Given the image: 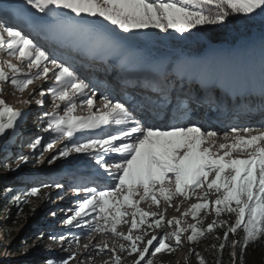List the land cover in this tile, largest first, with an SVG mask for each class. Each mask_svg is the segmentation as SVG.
I'll use <instances>...</instances> for the list:
<instances>
[{"label": "snow or ice", "instance_id": "6c2138e0", "mask_svg": "<svg viewBox=\"0 0 264 264\" xmlns=\"http://www.w3.org/2000/svg\"><path fill=\"white\" fill-rule=\"evenodd\" d=\"M233 14L259 16L264 20V0H0V52L14 57L28 69L26 72L11 61L0 62V82H10L13 88L23 92L35 79H48L51 73L56 84L49 91L64 104L63 115L57 111L45 113L48 118L46 131L50 130L55 136L44 150H51L56 139L66 138L68 141L48 163L67 158L72 153L86 154L98 168L103 169L100 176L106 174L116 181L113 186L103 190L88 185L75 187L74 191H84L89 195L78 203L72 210L73 214L64 221L70 226L87 223L89 231L107 232L113 238L128 242L127 248L124 244L115 245L112 249H108L107 243L102 247L96 246L98 255L104 254L106 249L109 254H114L118 248L121 252L127 251L129 256L136 255L133 264H153V260L147 257L176 251L182 245V236L186 231L181 227V220L175 217L166 220L165 212L144 211L138 205L151 199L153 204L159 206L162 197L171 207L176 195L190 199L198 188L204 190L201 197L203 202L192 204L182 214L187 216L190 212L191 218L197 221L189 225L190 231L186 237L189 243L197 242L205 233L215 235L217 228L224 229L222 237H217L223 242L211 247L218 246L221 250L227 245L243 248L250 242L264 238V131L250 127L232 128L233 143L220 144L219 148L224 150L223 155H220L212 150L218 135L216 131L195 124L161 128L151 122L154 117L148 111V104L142 105L145 111L137 113L136 99L114 102L110 97H102L104 111L97 107L99 114L94 113L91 111L96 107L94 85L80 79L73 65L65 66L64 61L57 63L56 58L50 59L49 54L34 42L33 34L84 33L93 41H103L105 45L115 47L98 28L105 21L123 33L136 37L140 34L137 30L149 28L162 32L174 29L183 34L198 29V26L223 25ZM3 92L4 88L0 84V137L6 136L9 129L15 132L19 122L27 115L8 105L3 99ZM34 92L41 97L45 95L43 89ZM77 95L84 97L83 103L90 110L87 117L72 114ZM33 98L30 95L27 103H31ZM36 103L43 104V100H37ZM161 103L170 106L167 96ZM54 107L59 109L60 104ZM102 125L118 127L108 131ZM85 129H100L102 134L75 137V133ZM254 131L256 134L248 135ZM223 138L228 140L229 134L225 133ZM42 140L43 137H36L30 142V148L35 152ZM249 149L251 151H247ZM237 150L247 151V158L233 157V152ZM110 153L118 154V159H108ZM19 159L22 164H27L31 157L22 155ZM212 173L214 178L209 180ZM42 186L63 187L59 183ZM210 191L217 194L214 201L209 200ZM30 194L39 196L40 188H32ZM135 196L140 199L135 200ZM125 206L134 211H123ZM88 209L98 210L92 223L84 219L89 215ZM110 209H114V214ZM201 210L205 211V215L214 212L217 218L206 228L201 226ZM222 213L228 214L230 220L219 219ZM128 215L132 217L128 233L117 231L121 218ZM148 217L151 223H147ZM146 223L148 229L171 226L174 231H161L159 236L151 235L145 241L149 232L141 229V226ZM137 229L142 234L134 236L133 231ZM239 232L243 233L242 237L229 239V234L239 235ZM173 238L175 243H169ZM52 239L64 241L66 238ZM73 239L78 244L79 237ZM68 243L70 245L72 241ZM83 247L87 250L89 246ZM74 256L75 253L71 258ZM196 256L199 264H206L199 253ZM48 264L53 262L49 261ZM60 264H68V260H61ZM114 264H121L120 256L114 257ZM217 264L222 262L218 261Z\"/></svg>", "mask_w": 264, "mask_h": 264}, {"label": "rangeland", "instance_id": "374dc122", "mask_svg": "<svg viewBox=\"0 0 264 264\" xmlns=\"http://www.w3.org/2000/svg\"><path fill=\"white\" fill-rule=\"evenodd\" d=\"M25 7L31 11L33 10L30 9V6L25 5ZM33 12H35V10ZM37 15L40 14L37 13ZM255 17L264 22L261 17ZM98 28L101 31L103 37L105 36L106 40L111 42H113V40L115 41V47H109L104 43L105 47L103 45L102 49L111 53L110 55H112V57L110 58L114 61H112L111 64L115 63L116 69L121 70L122 68L124 71H127V68H129L130 70L128 72L134 71L136 73V66L140 72H144V70L148 72L149 70L147 69L155 68L151 73V76H148V78L151 79H153V77L155 79L158 72L164 71V74L168 73V64L162 58L152 61L148 67H142L140 64L142 53L136 47H130V45L122 37H119L116 33L110 30L106 23L98 25ZM139 31L147 32V34L160 39H167L168 37L174 36L176 32L174 29H168L167 32H162L159 29L154 28ZM61 35L64 36L66 41H70L76 48L79 49L83 46V44L88 45L92 42V39L84 33H62ZM62 36L60 38H62ZM92 44L93 43L89 44V46ZM87 45L86 48L88 47ZM92 47L93 46L88 49H92ZM130 54H133V56L126 57ZM124 57L126 58L123 60L122 58ZM120 59L123 60L121 63H124L122 64L121 68L118 66L121 64H118ZM6 61H11L12 63L18 64L20 67L24 68V71H28V69L23 64H21L20 61L16 60L14 57L8 56L6 53L0 52V62ZM123 65H126L127 68L123 67ZM180 66L185 69L183 72L185 77L200 82L204 88L209 82L212 84L213 88H219L223 93L224 97H222V99L224 100L226 97H231L232 99H236L239 96L243 97L244 94L249 93L252 90H261L264 92V84L255 83V79L248 74H246L248 76H245V73L247 72H245L246 70H244V67H232L230 64V57L228 56L224 57L223 61L218 65L214 72L211 67H190L186 63L177 62L174 64V74H176L175 71L178 67L179 71L182 70ZM230 67L233 69L232 73H230ZM202 71L210 72L215 75L211 76L210 74L204 73ZM117 75H119V73ZM49 79V84L43 89L45 95L43 97L34 95L35 98H33L32 102L29 103L32 104V106L29 111H27V115L24 117V119L19 122L20 128L18 127L15 132L9 129L7 130L8 134L6 136L0 137V198L4 194L5 190H9L14 187L28 188L36 186L40 188L41 192V198L32 201L33 209L31 211V216L25 223H14L15 218H13V213L9 209L5 210L3 214L0 212V264H47L48 260H56L59 263L61 260H68V264H105V262H108V264H114L115 256H120L121 264H133L137 258L135 254L129 256L127 251L121 252L118 248L114 254L108 253V249H112L115 245L124 244L127 248V241L113 238V236L107 232L89 231L87 223L81 226H76L74 223L70 226L64 222L73 214L71 207L77 205L76 200H78L77 198L79 194H81L80 192L73 191L74 187L84 186V184H87L80 183V180L83 176H93L96 174L99 175L102 173V171H96L99 169L98 167H91V165L97 166L91 157H83L82 154L77 153H72L67 158L62 157L52 164L48 163V160L68 142L67 139L63 141V138H60L61 140L56 139L51 150H44L46 149L47 143L52 140L53 136H55V134L51 133L50 130L46 131L48 118L45 116V113H47V106L45 104L52 99L49 89L55 86L54 84L50 83L51 80L55 82L54 79H52V77ZM80 79H84V77ZM37 80L38 79H35L34 82ZM0 84H2L4 88L3 99L8 104H12V101L17 99V95H19L20 91L13 88L10 82H0ZM29 86L27 88H29ZM155 88L164 90L160 86H155ZM238 89V92L229 94L233 93L235 90L237 91ZM242 89L243 91H240ZM166 93L170 94V91ZM205 95V93L201 94L202 97L207 99V105L204 108L206 110H210V112L213 109L212 105L219 107L224 104L222 102L216 103L212 101V99H210L207 95ZM262 95L263 94L260 96ZM41 98H43L45 103L42 107H39V104H37L36 101L40 100ZM74 99L76 103L78 100L76 97ZM55 104H60V108L55 109ZM54 105H52L53 112L57 111L59 115H63L64 104L61 103L56 97L54 100ZM239 106L245 107L243 104ZM38 109H41V112L43 113L42 116H36ZM75 109L72 114L76 117H87L89 115V113L82 114L75 112ZM30 114L33 116L35 114L34 118L31 120L30 118L28 119ZM21 123H23L22 127ZM87 136L92 135H75L77 138H83ZM36 137H43V140L41 145L38 146L34 152L29 145L30 142ZM240 151L241 150H237V152ZM22 155L30 156V162L27 164H22L19 159V157ZM220 155L223 154L221 153ZM4 165H7V167ZM17 165H19V167H17ZM212 178H214V173L209 175V180ZM90 182L95 183L94 181ZM104 182H110V178L107 177V180ZM56 183L61 184L63 187L58 189L55 186H42L44 184L55 185ZM171 187L174 190V185ZM70 188L72 191L69 193ZM203 191V189H196L195 198L186 199V203L183 205H180V201L181 198L185 197L179 195H176L173 198L171 201V207H169L168 203L165 202L162 197L160 198L161 202L159 206L153 204L151 199H146L138 205L144 211L165 212L166 220L172 219L173 217L178 218L181 220V227L186 229L182 236L183 243L176 251L170 254L160 253L155 257H147L153 260V264H192L191 258L192 251L194 249L185 240V236L189 232V225L192 224L191 213L189 212V215L187 216L182 214L188 211L192 204L202 202L201 197L203 195ZM157 195H159V193H157ZM73 198H75L74 204L70 202V204L68 203L67 205L66 203L69 202L68 200ZM134 199L139 200L140 197L135 196ZM215 199L216 193L214 191H210L209 200L214 201ZM64 201H66V203H63ZM122 210L128 213L134 211V209L127 206H125V208ZM88 212L89 215L85 216L84 219L85 221L92 223L94 222L93 218L97 217L98 215V210L93 211L88 209ZM110 212L114 214V209H110ZM53 213H55V215H53ZM131 219L132 217L130 215L122 217V222L117 226V231L127 234L129 228L131 227ZM123 221H127V223H124ZM146 221L147 223H151V218H146ZM100 223L103 224V221H100ZM147 223L141 226V229L149 232V235L145 236V241L150 238L151 235L159 236L161 231L167 233L174 231V228L171 226H166L165 228L159 230L148 229ZM141 234L142 231L140 229L133 231L134 236ZM52 237H65L66 239L64 241H60L52 239ZM74 237H79L78 244L74 241ZM68 241H72V243L69 245ZM105 243H107L108 249H106L104 254L98 255V248H93L92 246L102 247ZM169 243L174 244V238L170 240ZM84 245H91L88 247V255L86 256L83 255L85 252L83 247ZM73 253H75V256L74 258H71ZM141 264H143V262H141Z\"/></svg>", "mask_w": 264, "mask_h": 264}, {"label": "trees", "instance_id": "16d2710c", "mask_svg": "<svg viewBox=\"0 0 264 264\" xmlns=\"http://www.w3.org/2000/svg\"><path fill=\"white\" fill-rule=\"evenodd\" d=\"M103 23H106L110 30L121 36L130 46H135L142 53L140 61L146 65L154 59L164 58L169 68L178 61L194 67L216 68L225 56H229L232 67H244L247 74L256 79L264 77V22L255 16L245 17L243 14H233L223 25L198 26L199 30L191 29L183 34L175 32L174 36L167 39L153 37L139 30H137L140 33L138 36L131 37L109 22ZM170 80L172 76L168 77V81ZM32 188L34 187H14L5 190L0 198V212L3 214L9 209L15 218L14 223H25L31 216L32 201L41 198V192L39 196L30 194ZM35 188L39 187L35 186ZM200 217L202 218L201 226L204 228L217 219L214 212L205 215L204 210H201ZM219 219L230 220V217L222 213ZM191 220L192 224L197 222L192 218ZM223 231V228H217L215 235L205 233L195 243H189L186 239L189 232L186 234V242L194 249L192 264H199L196 253L205 259L206 264H217L218 261L222 264H234V262L235 264H264V238L250 242L243 248L227 245L221 250L218 246L211 247L213 244L218 245L223 242L217 239L222 237ZM242 236V232H239V235L229 234V239L236 240ZM49 261L60 264L56 260Z\"/></svg>", "mask_w": 264, "mask_h": 264}, {"label": "bare ground", "instance_id": "6f19581e", "mask_svg": "<svg viewBox=\"0 0 264 264\" xmlns=\"http://www.w3.org/2000/svg\"><path fill=\"white\" fill-rule=\"evenodd\" d=\"M61 36H62L61 34H59L57 36V39L56 40L58 42H60V43H62L64 45H72V46H74L73 43H71L70 41H66L65 38H64V36H62V38H60ZM104 38H105V36H104ZM91 43H93L91 45L93 47H92V49H88V48L91 47V46H89V44H91ZM91 43H89L88 45L87 44H83V46L80 47V49L77 48V50L79 52L81 51L82 54L83 53L90 54V55L94 56L97 59V62H99V63H94V62L93 63H90L88 60H85L86 61V65L88 67H90V68L98 71L101 74L103 73L104 69H106V70L109 71V74L111 75V77L114 78V79H116L119 82L127 81L128 79H130L131 76L134 75V73H135L134 71L133 72H128L130 69L127 68L126 65L125 66L123 65V67L127 68V71H124L121 68L122 64H124V63H121L123 61L122 59H120L118 61V64L121 63L120 65H118L119 68H121V70H118V69L115 68V63L114 64H111V62L113 61V59H111L110 57H112V55H110L111 53H109L106 50H103L102 49V46L104 45V42L103 41H92ZM113 43H115L114 40H113ZM86 45L88 46L87 48H86ZM104 47H105V45H104ZM86 49H88V50H86ZM106 54H109V55H106ZM90 55H88V56H90ZM45 63H47V62H45ZM230 71H231L230 73L233 72L232 70H230ZM118 73H119V75H117ZM204 73H208L211 76H214L215 75V74H212L210 72H204ZM183 76H184V73H183ZM245 76H247V75L245 74ZM49 78H51V73H49ZM49 78L48 79H44V78L38 79L34 83L30 84L29 88H26V89H24L23 92H20L19 95H17L18 96L17 99L14 100V101H12L13 103L11 102L12 104H8V103L7 104L10 105V106H12L13 108H17L18 110H20V111H22L24 113H27V111H29V109L32 106V104L27 103V101L30 99V95L31 96H34L35 95L34 90L44 89L46 87V85L49 84V80H50ZM52 79H54V78H52ZM153 79H154V77H153ZM153 82H155V81H153ZM50 83H51V81H50ZM222 85H224V84H222ZM205 86L206 87L204 88L203 85H202L203 92L205 90H207V88L211 87L212 84H210V82H209ZM151 89L154 92L161 91L159 88H155V87H152ZM168 91L169 90L164 89L163 92H162V95H159V96L156 97V101L159 102V105L164 106V108L166 109L165 113H163V115L160 118V121H162V122L168 120V117H169L170 112L173 109H175L180 104L179 101H181L182 103L184 102V100H186L187 102H190L189 99H183V98H179V100H177L178 96L173 97L172 94H171V92H170V94L166 93ZM238 91H239V89L237 91L235 90L233 93H229V94H234V93H236ZM240 91H243V89L240 90ZM88 94L90 95V93H88ZM98 94H99V92L96 93V97L94 99H98ZM226 94H228V93H226ZM77 96H79V95H77ZM165 96H167L168 100L170 101V106L168 104H162L161 103V101L163 100V98ZM188 98H192L194 100L201 101L205 106L207 105L206 104L207 103V99L204 98V97H202V96H189ZM79 99L80 100L78 101V103H80L82 105V108H84V110H83L82 113H84V114L89 113L90 110L83 103L84 97L79 96ZM40 100H43V98H41ZM225 100L227 101L228 99H225ZM22 101H26V102H22ZM233 103H234L235 107H238L239 105H242V103L236 102L234 99H233ZM224 104H226V103L224 102ZM224 104H222L219 107H216V106L212 105V108L213 109H212L211 112H210V110H206L204 108L205 106H203L201 104L200 105H196L194 108H192L191 110L188 111V116L189 117H192V118H196L201 124H205V123H207L210 120H218L219 121V124L224 126V125H226L227 121L229 119H231V114H232V113H230V110L228 109L229 107H226L228 105L227 104L224 105ZM95 105H96V107H94L93 109H91L92 112L97 113V107L100 109V111H104L103 107H101L103 105V100H102L101 105H97V104H95ZM159 105H156V106H159ZM244 105L245 104L243 103V106ZM77 108L78 107H76L75 112H77ZM243 112H244L243 114L245 115V117L249 121H252V122H256L258 117H259V119H261V118L263 119L264 118V113L261 112V111L258 112V113H255V114L250 113V112H248L246 110H244ZM97 114H99V113H97ZM21 124H22L21 125V127H22L23 126V123H21ZM104 126H108V125H102L101 127L103 128ZM232 128H234V127H232ZM250 128H252V129H254L256 131H264V119L262 120L261 123H256L254 126H251ZM111 130H112V128H111ZM77 134H85V135L87 134V135L95 136V135H101L102 133H101V130L100 129H85L82 132L75 133V135H77ZM228 134H229V139L228 140H225L223 138L224 137V134L217 135L216 140H215V145L212 148L213 152H218L219 154H221V153L223 154V151L224 150H221L219 148V145L220 144H231V143H233V139H232V136H231V132L228 133ZM241 134H244V133H241ZM252 134H256V132L254 131L253 133H250L248 135H252ZM64 140H66V138H63V141ZM247 151H251V149H249ZM247 151H244V152L234 151L232 155H233V157H238V156L247 157ZM82 155H83V157H89L86 154H82ZM107 158L110 159V160H116L118 158V154L110 153ZM80 167H82V166H80ZM93 167L96 168L98 166H95L94 165ZM98 170H100V171L103 172V169H100L99 168L96 171H98ZM107 177L110 178V182H111V179L112 178L110 176H107L106 174L103 175V176H100V175H97L96 174V175H93V176H83L81 178V180H80V183L81 184L82 183H87V184H89L88 186H90V187H92V185L101 187L103 184H110V182H104V181L107 180ZM90 181H94L95 183L90 184L91 183ZM58 189H60V188H58ZM72 193H74V192H72ZM81 194H79V195H81ZM88 195H84V196H88ZM81 198L82 197H78L77 199L79 200ZM192 198H195V195H193L190 199H192ZM63 203H66V201H64ZM185 203H186V199L185 198H181L180 205H183ZM88 246H91V245H88ZM92 247L93 248H97L96 246H92ZM32 252H33V250H32ZM83 255H85V256L88 255V249L85 250V252L83 253Z\"/></svg>", "mask_w": 264, "mask_h": 264}]
</instances>
